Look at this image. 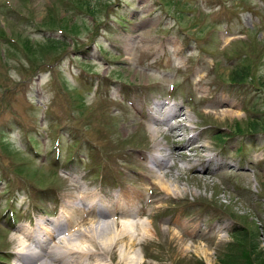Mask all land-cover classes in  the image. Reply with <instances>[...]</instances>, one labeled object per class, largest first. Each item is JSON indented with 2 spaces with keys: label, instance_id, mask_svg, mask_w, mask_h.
Listing matches in <instances>:
<instances>
[{
  "label": "rangeland",
  "instance_id": "1",
  "mask_svg": "<svg viewBox=\"0 0 264 264\" xmlns=\"http://www.w3.org/2000/svg\"><path fill=\"white\" fill-rule=\"evenodd\" d=\"M239 56L252 75L235 84ZM157 101L181 103L171 123L209 149L171 158L165 179L186 192L156 188L149 204L142 156L170 140L143 117ZM81 188L108 201L143 192L131 209L154 235L135 264H222L240 231L264 253V0H0V258L14 263L15 230L39 219L63 221L50 225L59 234L68 216L89 227L98 213Z\"/></svg>",
  "mask_w": 264,
  "mask_h": 264
},
{
  "label": "bare ground",
  "instance_id": "2",
  "mask_svg": "<svg viewBox=\"0 0 264 264\" xmlns=\"http://www.w3.org/2000/svg\"><path fill=\"white\" fill-rule=\"evenodd\" d=\"M126 58L130 59L131 57ZM158 109L159 113L164 111L162 117L156 115ZM186 115L187 112L181 103H170L169 101H157L152 108L143 113L144 119L149 122L150 131L154 137L159 133L170 137L167 148H164L163 144L157 141L154 143V148L150 149L147 155L142 156L143 161H150L151 163L149 180L142 178L144 183L150 185L147 187L149 204L156 201L160 202L159 199L156 200L158 191H163L172 197L182 196L186 192L172 188L171 183L165 179L169 169L172 168L169 162L171 158L186 155L188 154L187 150L194 152L209 149L206 144L194 142L197 138L195 134H191L188 139H185V135L182 133L183 123H171L173 119L178 121ZM165 125L167 130L162 128ZM212 159L206 155L201 157L200 168L203 177H207L210 173L208 163ZM191 166L195 167L196 165ZM150 177L154 179L152 180ZM138 192L121 190L116 199L108 201L94 189L81 188L79 200L85 201L83 202L85 206L87 205L86 200H89V207L98 213L97 217L95 215L94 222H91L89 227H84L85 224L81 218H74L76 220H73L72 216L67 215L70 220L69 228L60 234L56 233V230L50 225L57 223L58 227H62L63 221L61 220H51L48 223L45 219H39L33 227L29 225L15 230V238H20L19 242L23 248L17 252V260L11 264H83L84 260L86 261L85 264H111L108 262L107 255L114 253L118 254L115 264L139 262L141 259L136 256L137 253H132L133 247L143 240L151 238L154 233L152 232L151 220L138 221L136 219L137 216L144 215L143 211L138 210V214L132 212L131 206L134 205L136 199L142 198L143 195L142 191ZM68 205L74 206L73 202H69ZM112 217L114 221L111 223L107 218ZM101 218L103 219L102 222L100 221ZM167 230L171 240L178 239V243H185L186 238L183 235H178L175 230V232H171L170 228ZM51 241L55 245L48 249V244ZM185 248L189 249L190 246ZM203 252L206 253V249H203Z\"/></svg>",
  "mask_w": 264,
  "mask_h": 264
},
{
  "label": "trees",
  "instance_id": "3",
  "mask_svg": "<svg viewBox=\"0 0 264 264\" xmlns=\"http://www.w3.org/2000/svg\"><path fill=\"white\" fill-rule=\"evenodd\" d=\"M241 58L242 57L239 56L237 59L238 60L237 63H235L231 68L230 79H229L231 83H235V84L243 83L252 75V69L250 65L246 62L247 59H243L240 61ZM258 123L259 122L253 118L252 123H251V126H252L251 128H253V130L251 129L249 132L253 133L254 131H258V128H256ZM219 136H222V135H219ZM38 150L39 149H37V151ZM236 234H237L236 241L238 240V242L239 241L240 242L237 244V248H234L236 246V245L234 246L235 243L232 244V246H234L233 249H236V250L232 251V248L231 250L229 249V252L225 253V255L221 258L222 264H242L239 259L241 256L238 255V252L240 250L242 251L241 249L242 247H240V244H242L244 248L248 245L249 250H245L246 252L245 256L247 257L248 264H253L256 262H260V264H264V253L261 251L262 250L261 245L259 244L255 245L256 241L252 237L250 239L247 232L240 231V232H237Z\"/></svg>",
  "mask_w": 264,
  "mask_h": 264
}]
</instances>
